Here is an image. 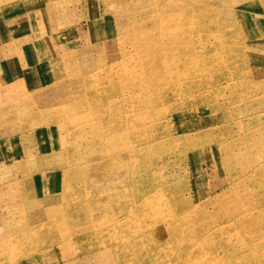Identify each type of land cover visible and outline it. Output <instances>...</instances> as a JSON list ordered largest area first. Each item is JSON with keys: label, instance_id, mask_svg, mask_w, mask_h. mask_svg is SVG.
<instances>
[{"label": "rangeland", "instance_id": "rangeland-1", "mask_svg": "<svg viewBox=\"0 0 264 264\" xmlns=\"http://www.w3.org/2000/svg\"><path fill=\"white\" fill-rule=\"evenodd\" d=\"M3 41L0 264H264V0H0Z\"/></svg>", "mask_w": 264, "mask_h": 264}, {"label": "crops", "instance_id": "crops-1", "mask_svg": "<svg viewBox=\"0 0 264 264\" xmlns=\"http://www.w3.org/2000/svg\"><path fill=\"white\" fill-rule=\"evenodd\" d=\"M4 43L0 44V48L6 47H15V52L9 54L8 56L4 53H0V80L4 83H9L12 81H23L26 84V81L29 79L28 75L32 73V67L36 63L37 58L33 56L32 52L27 48L28 44L26 42L17 45L15 41L14 45L11 44V41H3ZM14 51V48L13 50ZM16 147L1 146L0 143V155L4 156L6 153V158L8 155L17 154ZM26 155L25 154V158ZM2 164V163H0ZM28 174V172H26ZM42 191V190H41ZM44 192V191H43ZM42 199V197H39Z\"/></svg>", "mask_w": 264, "mask_h": 264}, {"label": "bare ground", "instance_id": "bare-ground-1", "mask_svg": "<svg viewBox=\"0 0 264 264\" xmlns=\"http://www.w3.org/2000/svg\"><path fill=\"white\" fill-rule=\"evenodd\" d=\"M187 250V249H186ZM187 251H189V250H187ZM185 253V252H184ZM187 253V252H186ZM122 254V253H121ZM181 253H179V255H180ZM177 255V254H176ZM120 256V255H119ZM185 257V256H184ZM120 260V259H119ZM185 262V261H184Z\"/></svg>", "mask_w": 264, "mask_h": 264}]
</instances>
